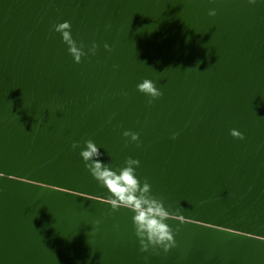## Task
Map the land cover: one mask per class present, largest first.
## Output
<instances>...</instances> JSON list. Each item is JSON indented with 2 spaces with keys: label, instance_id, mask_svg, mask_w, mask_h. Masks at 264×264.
I'll return each mask as SVG.
<instances>
[{
  "label": "water",
  "instance_id": "water-1",
  "mask_svg": "<svg viewBox=\"0 0 264 264\" xmlns=\"http://www.w3.org/2000/svg\"><path fill=\"white\" fill-rule=\"evenodd\" d=\"M64 21L95 55L73 61ZM87 139L113 167L140 161L185 216L177 248L138 250L72 148ZM0 264H264V4L0 0Z\"/></svg>",
  "mask_w": 264,
  "mask_h": 264
},
{
  "label": "clouds",
  "instance_id": "clouds-1",
  "mask_svg": "<svg viewBox=\"0 0 264 264\" xmlns=\"http://www.w3.org/2000/svg\"><path fill=\"white\" fill-rule=\"evenodd\" d=\"M247 3L250 5L264 4V0H247ZM208 14L215 16V9H211ZM71 28L69 21L54 26V30L61 35L62 42L67 46L73 61L79 64L85 55H95L98 45L92 42L86 53L85 45L74 39ZM104 48L109 49L110 46L105 43ZM136 87L139 92L150 98L149 104L163 95L152 79L145 78ZM230 135L234 138H244L243 134L236 129H232ZM123 136L130 138V142H135L139 146V133L125 130ZM175 136L176 134H173L172 138L175 139ZM72 148L79 149V155L86 169L98 185L107 191L109 214L121 209L130 214L132 234L136 238L138 250L141 253L167 254L178 247L176 239L178 229H174L169 221L175 219L183 223L185 216L178 211L171 210L162 197L155 195L147 178L141 179L137 172L140 167L138 159L128 157L123 165L113 167L102 159L101 148L91 139L83 141V144L73 142ZM100 223V220L94 221L91 231H97ZM114 227L119 230L120 225L116 224ZM147 259L146 256V262Z\"/></svg>",
  "mask_w": 264,
  "mask_h": 264
}]
</instances>
